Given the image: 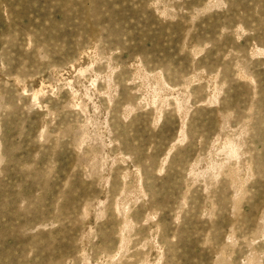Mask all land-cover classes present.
<instances>
[{
	"label": "rangeland",
	"instance_id": "374dc122",
	"mask_svg": "<svg viewBox=\"0 0 264 264\" xmlns=\"http://www.w3.org/2000/svg\"><path fill=\"white\" fill-rule=\"evenodd\" d=\"M0 264H264V0H0Z\"/></svg>",
	"mask_w": 264,
	"mask_h": 264
}]
</instances>
